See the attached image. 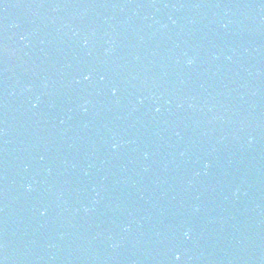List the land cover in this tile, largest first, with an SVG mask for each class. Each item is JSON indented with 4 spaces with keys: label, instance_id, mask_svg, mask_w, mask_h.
<instances>
[{
    "label": "water",
    "instance_id": "1",
    "mask_svg": "<svg viewBox=\"0 0 264 264\" xmlns=\"http://www.w3.org/2000/svg\"><path fill=\"white\" fill-rule=\"evenodd\" d=\"M0 262L264 264V0H0Z\"/></svg>",
    "mask_w": 264,
    "mask_h": 264
},
{
    "label": "snow or ice",
    "instance_id": "2",
    "mask_svg": "<svg viewBox=\"0 0 264 264\" xmlns=\"http://www.w3.org/2000/svg\"><path fill=\"white\" fill-rule=\"evenodd\" d=\"M86 79H87V77H86ZM177 259H179V257H177ZM0 264H2V262H0Z\"/></svg>",
    "mask_w": 264,
    "mask_h": 264
},
{
    "label": "clouds",
    "instance_id": "3",
    "mask_svg": "<svg viewBox=\"0 0 264 264\" xmlns=\"http://www.w3.org/2000/svg\"><path fill=\"white\" fill-rule=\"evenodd\" d=\"M188 63H189V64H191V63H192V61H189Z\"/></svg>",
    "mask_w": 264,
    "mask_h": 264
}]
</instances>
